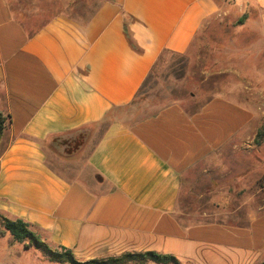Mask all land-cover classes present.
<instances>
[{"label": "crops", "instance_id": "1", "mask_svg": "<svg viewBox=\"0 0 264 264\" xmlns=\"http://www.w3.org/2000/svg\"><path fill=\"white\" fill-rule=\"evenodd\" d=\"M13 1L0 0V215L79 261L155 252L246 264L264 251V216L194 223L184 198L190 172L212 164L201 174L217 177L251 110L224 94L194 108L192 97L146 114L129 106L164 54L185 55L204 36L216 0H105L82 24L37 28ZM232 1L246 24L258 21L242 34L264 48V0ZM226 162L230 196L239 180Z\"/></svg>", "mask_w": 264, "mask_h": 264}, {"label": "rangeland", "instance_id": "2", "mask_svg": "<svg viewBox=\"0 0 264 264\" xmlns=\"http://www.w3.org/2000/svg\"><path fill=\"white\" fill-rule=\"evenodd\" d=\"M103 1L105 0L13 2L16 10L21 12L22 20L29 27L37 28L55 17L82 24ZM216 1L219 3V16L213 17L206 24L204 36L195 39L185 55L164 54L129 106L143 109L146 114L176 98L186 101L192 97L193 103L188 107L194 108L211 96L224 94L251 110L249 126L242 133L246 136H238L236 147L223 152L225 162L218 165L220 170L217 177L201 174L203 169L217 166L212 164H205L197 170V174L190 172L186 181L188 195L184 197L189 220L194 223L245 225L251 216H264V48L253 45L256 44L257 36L242 34L245 27H257V20L246 24L245 17L239 22L245 15L232 0ZM248 63L254 66L245 67ZM223 71L226 74L220 73ZM78 143L79 141L69 143V149L73 150ZM228 159L232 161L231 171L236 173L239 180L235 192L230 196L225 186L232 176L226 172L229 168L226 166ZM229 182L233 183L235 180L232 178ZM196 183L202 185L199 191L193 189ZM236 193L241 195L235 197ZM233 198L235 200L232 202ZM2 218L5 217L0 215V264H67L49 260L51 253L60 254L63 250L47 243L38 234L34 233L35 238L43 243L46 252L36 248L29 240L13 242L3 228ZM116 257L118 256L107 258ZM144 264L155 263L146 261ZM246 264H264V251L252 253Z\"/></svg>", "mask_w": 264, "mask_h": 264}, {"label": "trees", "instance_id": "3", "mask_svg": "<svg viewBox=\"0 0 264 264\" xmlns=\"http://www.w3.org/2000/svg\"><path fill=\"white\" fill-rule=\"evenodd\" d=\"M245 16L240 19L242 22ZM5 126V119L0 114V136ZM2 224L4 230L9 233L13 242L21 243L25 240H29L34 244L36 248L46 252L43 249V243L35 238L34 233L29 229V225L20 219L10 220L2 218ZM63 253H51L48 256L52 262H65L67 264H144L146 261H151L155 264H180L179 261L171 255H163L155 252H144V253H125L116 258H107L102 260H89L87 262L75 261L71 252L67 249H62Z\"/></svg>", "mask_w": 264, "mask_h": 264}]
</instances>
